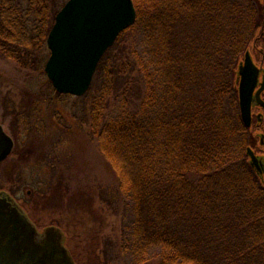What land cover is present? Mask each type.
Wrapping results in <instances>:
<instances>
[{
  "label": "trees",
  "instance_id": "16d2710c",
  "mask_svg": "<svg viewBox=\"0 0 264 264\" xmlns=\"http://www.w3.org/2000/svg\"><path fill=\"white\" fill-rule=\"evenodd\" d=\"M133 1L136 24L83 96L100 149L122 165L131 217L120 250L127 264H264V185L238 141L233 89L240 56L264 32V1ZM65 4L0 0V56L41 68Z\"/></svg>",
  "mask_w": 264,
  "mask_h": 264
},
{
  "label": "rangeland",
  "instance_id": "374dc122",
  "mask_svg": "<svg viewBox=\"0 0 264 264\" xmlns=\"http://www.w3.org/2000/svg\"><path fill=\"white\" fill-rule=\"evenodd\" d=\"M47 61L30 71L0 56V124L15 141L0 164V192L15 197L39 231L60 228L77 264H127L119 246L131 217L122 165L100 149L85 118L89 99L55 94Z\"/></svg>",
  "mask_w": 264,
  "mask_h": 264
},
{
  "label": "water",
  "instance_id": "95a60500",
  "mask_svg": "<svg viewBox=\"0 0 264 264\" xmlns=\"http://www.w3.org/2000/svg\"><path fill=\"white\" fill-rule=\"evenodd\" d=\"M264 1V0H263ZM133 0H67L55 18L47 39L50 56L45 73L60 94L81 97L88 93L100 60L120 34L137 20ZM243 121L250 124L251 92L256 69L248 53L239 66ZM14 142L0 124V163L12 153ZM249 165L258 160L248 150ZM263 179L264 168H252ZM0 264H77L58 227L43 233L7 193L0 192Z\"/></svg>",
  "mask_w": 264,
  "mask_h": 264
},
{
  "label": "flooded vegetation",
  "instance_id": "af4514ba",
  "mask_svg": "<svg viewBox=\"0 0 264 264\" xmlns=\"http://www.w3.org/2000/svg\"><path fill=\"white\" fill-rule=\"evenodd\" d=\"M246 53L250 55L253 61V65L256 69V85H254L253 90L251 92L249 112L250 124L248 126L243 121L241 112L240 87L242 83V77L238 75L239 66L241 65V63H244ZM236 65L237 66L234 71L235 75L233 89L235 92L234 94L237 103L236 106L238 108L239 119L243 125L242 128L243 130H245V136L248 140V144L245 148L246 163L249 168H264V32H261L260 36H258L247 47L245 52H243V54L240 56L238 64ZM249 149H251L254 154V157H256L258 160V164L256 167H252L251 165L249 166ZM19 204L21 205V203Z\"/></svg>",
  "mask_w": 264,
  "mask_h": 264
}]
</instances>
